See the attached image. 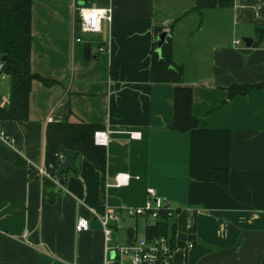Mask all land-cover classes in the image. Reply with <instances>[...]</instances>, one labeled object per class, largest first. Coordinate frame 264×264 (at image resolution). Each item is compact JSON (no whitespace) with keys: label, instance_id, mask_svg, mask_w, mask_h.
Returning <instances> with one entry per match:
<instances>
[{"label":"crops","instance_id":"0c3cea01","mask_svg":"<svg viewBox=\"0 0 264 264\" xmlns=\"http://www.w3.org/2000/svg\"><path fill=\"white\" fill-rule=\"evenodd\" d=\"M32 1L30 67L51 81L32 80L27 117L0 122L7 136L0 135V264H104L105 203L142 205L149 187L176 209L168 227L174 264H264V40L256 43L255 30L264 0ZM78 4L112 6L113 18L100 31L80 32ZM158 25L172 35L182 83L193 89L198 124L188 130L172 127L177 83L151 78ZM258 82L229 95L233 83ZM9 85L0 72V104ZM51 120L110 130L104 177L77 153L74 168L45 185L38 167ZM214 168L228 169V187L211 178ZM119 173L127 181L118 183ZM80 216L88 229H76ZM152 222L124 217L113 242L125 244Z\"/></svg>","mask_w":264,"mask_h":264},{"label":"trees","instance_id":"16d2710c","mask_svg":"<svg viewBox=\"0 0 264 264\" xmlns=\"http://www.w3.org/2000/svg\"><path fill=\"white\" fill-rule=\"evenodd\" d=\"M32 0H0V61L2 66L0 72L9 76L10 91L6 102L0 104V122L5 119H23L27 117L29 100L31 95V84L34 78H39L45 84H50L48 78L31 70V8ZM201 6H214L215 0H200ZM180 17L170 23V29ZM155 40L152 48L151 78L154 81L176 82L174 98V119L172 127L178 130H188L198 124V118L192 112L193 89L192 86L182 83L184 75L183 64H176L173 57V38L169 34L162 46V53L156 49L159 42L158 35L164 30L163 25L155 26ZM257 42L264 40V23L255 25ZM7 57L1 60V56ZM263 83H233L229 87V95L247 93ZM102 128L101 124L77 120H51L45 126L44 162L54 173L56 167L62 161L63 155L68 149H75L77 153L88 158L96 168L105 176L107 167L106 145L95 142V130ZM17 162L29 166L27 161L17 156ZM62 175V174H61ZM58 178V180L61 178ZM212 179L220 181L228 187V169L214 168L211 174ZM46 186L50 187L55 181L43 177ZM53 191L49 189L48 199H53ZM174 225H172V237L175 236ZM168 227L160 222L150 223L146 228L149 236L167 233Z\"/></svg>","mask_w":264,"mask_h":264},{"label":"built area","instance_id":"2783aa9c","mask_svg":"<svg viewBox=\"0 0 264 264\" xmlns=\"http://www.w3.org/2000/svg\"><path fill=\"white\" fill-rule=\"evenodd\" d=\"M264 3V1H262ZM256 14L259 15V11ZM112 6H98L78 4L75 6V28L80 32H97L102 29L104 20L111 21L113 18ZM79 40L80 36L76 35ZM243 40L236 38L234 42L240 44ZM2 62L0 61V67ZM3 138H7L3 131H0ZM131 136H140V131H131ZM95 142L101 145H108L110 141V130L108 128L97 129L94 132ZM38 172L44 177L58 181L49 166L45 163L38 167ZM129 174L119 173L117 182L127 181ZM150 193L147 201L137 206H114L105 203V213L100 215L105 235V259L104 264H174V253L177 248L176 236L172 233H161L149 236L147 232L136 234L129 238L125 244L113 242L114 225L119 223L124 217H144L152 223L160 222L162 225L169 227L171 218L175 216L176 209L166 199L159 196L154 187H149ZM96 212L94 209H92ZM97 213V212H96ZM98 214V213H97ZM173 225V224H172ZM90 221L88 218L80 216L76 221V229H88ZM189 243L188 246H192Z\"/></svg>","mask_w":264,"mask_h":264},{"label":"water","instance_id":"95a60500","mask_svg":"<svg viewBox=\"0 0 264 264\" xmlns=\"http://www.w3.org/2000/svg\"><path fill=\"white\" fill-rule=\"evenodd\" d=\"M169 34H170L169 31L164 30L158 35L159 42L157 44L156 49L159 53H162V46H163V44H164V42H165V40ZM243 40L246 42V44L248 46L252 45V43H253V37H251V36H243ZM6 57H7V55L3 54L1 56V60L6 59ZM76 155H77V150H75V149L66 150V152L64 153L62 161L60 162V164L55 169V177L57 179L60 177V175L63 172L67 171L68 169L74 168V160L76 158Z\"/></svg>","mask_w":264,"mask_h":264},{"label":"rangeland","instance_id":"374dc122","mask_svg":"<svg viewBox=\"0 0 264 264\" xmlns=\"http://www.w3.org/2000/svg\"><path fill=\"white\" fill-rule=\"evenodd\" d=\"M164 30H165V29H164ZM164 30H163V31H164ZM83 35H85V34H83ZM129 227H131V224H129L128 227L126 226L127 230H128ZM124 229H125V227H124ZM125 231H126V230H123V233H124ZM123 233L121 232V235H122V236H123Z\"/></svg>","mask_w":264,"mask_h":264}]
</instances>
